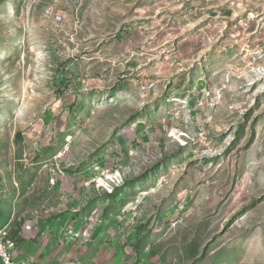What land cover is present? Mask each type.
Here are the masks:
<instances>
[{"label":"rangeland","instance_id":"1","mask_svg":"<svg viewBox=\"0 0 264 264\" xmlns=\"http://www.w3.org/2000/svg\"><path fill=\"white\" fill-rule=\"evenodd\" d=\"M2 229L30 264H264V0H0Z\"/></svg>","mask_w":264,"mask_h":264},{"label":"built area","instance_id":"2","mask_svg":"<svg viewBox=\"0 0 264 264\" xmlns=\"http://www.w3.org/2000/svg\"><path fill=\"white\" fill-rule=\"evenodd\" d=\"M101 181L99 187L108 193H113L120 186L123 178L119 171L113 174L109 172ZM0 259L3 264H30L17 257L15 244L10 239V232L6 229L0 230Z\"/></svg>","mask_w":264,"mask_h":264},{"label":"trees","instance_id":"3","mask_svg":"<svg viewBox=\"0 0 264 264\" xmlns=\"http://www.w3.org/2000/svg\"><path fill=\"white\" fill-rule=\"evenodd\" d=\"M21 242H23V239L19 238L17 243H21Z\"/></svg>","mask_w":264,"mask_h":264},{"label":"crops","instance_id":"4","mask_svg":"<svg viewBox=\"0 0 264 264\" xmlns=\"http://www.w3.org/2000/svg\"><path fill=\"white\" fill-rule=\"evenodd\" d=\"M74 186H75V185H74ZM24 242H25V241H24ZM24 242H23V243H24Z\"/></svg>","mask_w":264,"mask_h":264}]
</instances>
